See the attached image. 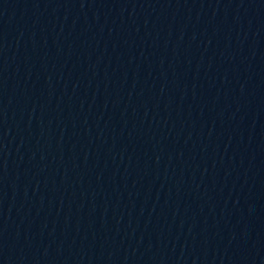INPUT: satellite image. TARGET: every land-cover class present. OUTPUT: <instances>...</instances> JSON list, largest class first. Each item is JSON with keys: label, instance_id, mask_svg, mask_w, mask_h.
Listing matches in <instances>:
<instances>
[{"label": "water", "instance_id": "water-1", "mask_svg": "<svg viewBox=\"0 0 264 264\" xmlns=\"http://www.w3.org/2000/svg\"><path fill=\"white\" fill-rule=\"evenodd\" d=\"M264 0H0V264H245Z\"/></svg>", "mask_w": 264, "mask_h": 264}]
</instances>
